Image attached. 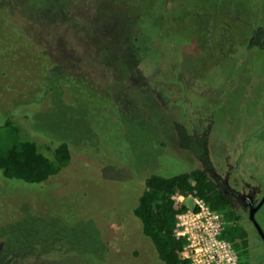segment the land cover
<instances>
[{"label":"rangeland","instance_id":"obj_1","mask_svg":"<svg viewBox=\"0 0 264 264\" xmlns=\"http://www.w3.org/2000/svg\"><path fill=\"white\" fill-rule=\"evenodd\" d=\"M29 2L46 19L23 30L48 52L27 62L17 47L20 56L0 59V125L11 118L49 154L60 140L46 133L68 138L72 160L42 184L0 173V237L17 239L0 250L51 255L26 264H165L133 208L150 173L198 165L178 148L174 122L201 129L214 117L221 137L230 129L231 158L243 157L237 167L264 174V50L248 45L264 25V0ZM65 75L96 92L71 87ZM27 210L47 223L25 222ZM26 225L60 238L27 237ZM255 248L252 264H264V244Z\"/></svg>","mask_w":264,"mask_h":264},{"label":"trees","instance_id":"obj_2","mask_svg":"<svg viewBox=\"0 0 264 264\" xmlns=\"http://www.w3.org/2000/svg\"><path fill=\"white\" fill-rule=\"evenodd\" d=\"M66 19L68 16L62 8L57 9ZM50 15V13H49ZM46 19L45 12L35 10L29 0H0V59L4 57H18L19 48L22 47L26 54L27 62H35L34 58H46V52L43 48L35 49L29 39V34L23 30V24L28 23L29 19ZM25 20V21H23ZM27 30V29H26ZM250 47L264 48V25H259L254 30L249 40ZM18 48L17 52L14 50ZM49 54V53H48ZM31 55H34L31 57ZM37 59V60H38ZM47 62V61H46ZM48 63V62H47ZM49 65V64H48ZM50 66V65H49ZM48 68V67H47ZM47 73V71H46ZM67 79L72 81L71 87L96 92L91 86L74 84L73 77ZM65 78V80H67ZM64 80V81H65ZM35 85V81H32ZM27 114V113H26ZM29 118L32 116L27 114ZM31 120V119H30ZM0 125V173L5 179L18 180L30 184H42L50 178L58 175L72 160V146L70 139L59 136H53L45 133L51 139L60 140L52 153L41 150L38 142L30 137L21 135L20 128L9 117H4ZM175 132L179 139L181 148L196 154L205 163L203 168H191L171 176L161 175L159 173H150L145 178V186L133 208V213L142 223V231L149 241L154 244L159 258L165 264H191L190 260L183 256V249L186 243L185 238L177 235L178 215L185 211L190 204L187 202H178L173 195L178 192L186 197L190 195H199L202 197L211 209L221 215L224 221V228L221 237L226 239L236 250L239 256V264H252V258L248 255V231L244 226L237 223L236 210L230 204V198L224 192L215 180L211 177L209 169L212 168L209 153L207 152L208 136L206 133L200 135L198 132L190 133L188 128L181 122H174ZM50 126L46 129L49 130ZM39 130L38 128H35ZM41 131V130H39ZM42 132V131H41ZM102 142H98L100 145ZM97 144V145H98ZM104 145H101L102 148ZM105 151L107 150L104 148ZM108 157L105 158L108 163L112 161V153L107 150ZM2 178V177H1ZM2 178V179H3ZM4 204V203H3ZM43 210H41L42 212ZM26 216L22 217L25 222L42 221L47 223L49 218L47 214L25 211ZM3 222L4 217H1ZM10 220L16 218L15 214L9 216ZM2 222V221H1ZM26 227V228H25ZM25 235L35 238H52V232L56 229H50L47 235L45 229L39 233L30 230L26 225ZM28 233V234H27ZM57 234V233H56ZM59 237V234H57ZM67 236V235H66ZM60 238V237H59ZM58 239V238H57ZM63 239V238H62ZM13 241V243H12ZM13 246L17 239L15 235H6L0 237V249L2 246ZM35 242V241H34ZM35 245V243H34ZM9 248V246H6ZM47 249V247H46ZM62 249V248H61ZM58 252H60V250ZM152 249L153 245H152ZM14 250H0V264H22L24 260L34 259L35 256L45 259L51 257L50 254H21ZM34 260L33 264L38 262ZM26 264V262H24Z\"/></svg>","mask_w":264,"mask_h":264},{"label":"flooded vegetation","instance_id":"obj_3","mask_svg":"<svg viewBox=\"0 0 264 264\" xmlns=\"http://www.w3.org/2000/svg\"><path fill=\"white\" fill-rule=\"evenodd\" d=\"M255 29H257V27H255L249 34L250 36L248 38V45L250 37ZM261 49L264 50V48ZM98 56L100 58V55ZM85 68L87 69V72H94L90 66ZM205 121H207L208 123L206 122V125L201 129L194 127L190 128L187 127V125H184L192 134H194V132H198L200 133V135L203 133L207 134V152L209 153L212 163V168L209 169V171H212L210 175L213 180L217 182L220 188L229 196L230 204L236 210L237 223L241 226H244L248 231V255L252 258L256 249L255 246L264 244L263 238L260 235L254 220L252 219V217H254L257 223H259V225L263 229L261 221L264 222V174H261L262 176H260L262 178L259 179L256 178L259 177V175L248 173L249 171L247 170V168H238L237 166H240L241 164L244 165L245 163L243 162V157L238 155V152L234 155L232 154V158L229 154L230 151L233 152V145L229 143L231 139L230 129H222L223 136L221 137V134L217 133V129L215 128V118L208 117L205 118ZM223 121L225 120H222V122ZM255 126L256 125H253L252 129H256ZM178 142L179 139L177 136L178 148L182 152L188 154L194 160V162L198 164L195 167L203 168V165L205 163H203V161L196 154H193L191 151L181 148ZM230 159L231 161L235 160L236 164L231 165V163L234 161L229 163ZM244 175L249 176L247 178ZM260 213L261 216L258 220L257 215H259Z\"/></svg>","mask_w":264,"mask_h":264},{"label":"built area","instance_id":"obj_4","mask_svg":"<svg viewBox=\"0 0 264 264\" xmlns=\"http://www.w3.org/2000/svg\"><path fill=\"white\" fill-rule=\"evenodd\" d=\"M173 198L191 205L178 215L177 235L185 238L183 256L191 264H239L232 245L221 237L224 221L199 195L176 192Z\"/></svg>","mask_w":264,"mask_h":264},{"label":"water","instance_id":"obj_5","mask_svg":"<svg viewBox=\"0 0 264 264\" xmlns=\"http://www.w3.org/2000/svg\"><path fill=\"white\" fill-rule=\"evenodd\" d=\"M252 219L254 220V222L256 224V227H257V229H258V231H259V233L262 236L263 241H264V231H263V229L261 228V226L259 225V223H257V221L255 220L254 217H252Z\"/></svg>","mask_w":264,"mask_h":264}]
</instances>
